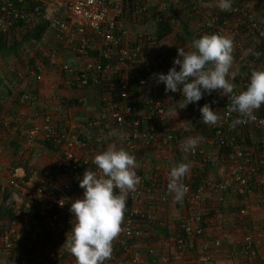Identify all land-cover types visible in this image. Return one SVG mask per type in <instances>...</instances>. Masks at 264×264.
<instances>
[{
	"label": "built area",
	"instance_id": "obj_1",
	"mask_svg": "<svg viewBox=\"0 0 264 264\" xmlns=\"http://www.w3.org/2000/svg\"><path fill=\"white\" fill-rule=\"evenodd\" d=\"M153 1L0 0L1 33H10L20 21L33 25L41 19L47 23L44 39L51 36L53 41V47L43 51L40 59L16 71L15 82L28 78L42 82L44 63L56 69L70 88H99L102 83L116 80L117 97L105 105L89 124L96 131L98 145H104L107 133L121 131L124 135L121 148L131 153L139 147H177L181 141L175 127L168 122V103L159 95L140 93L150 85L148 79L152 70L165 67L167 74L174 58L156 57L158 53L146 51V47L155 42V37L131 41L129 31L121 26L120 17L129 13L131 17H140L151 9ZM182 1L189 2L194 15L203 18L205 35L218 33L231 38L233 49L238 51L245 50L251 36L264 43V25L246 5L232 2L230 10L221 11L213 0L211 11H204L200 8L201 0H175V3ZM167 7L164 1L160 7L161 14L172 18L174 14ZM219 14L229 17L231 25H217ZM66 52L76 59L77 65L65 61ZM91 53L98 56L93 57ZM240 60L248 66L256 65L255 61L249 62L244 57ZM140 61L141 68L137 69ZM138 70L142 74H138ZM19 101L28 104L31 95L23 94ZM202 101L201 107L209 104L221 114L215 125L206 124L215 135L212 143L219 153L198 145L194 152L186 154L198 164L218 168L223 157L231 169L229 178L215 180L208 177L197 182V177L189 172L182 180L187 187L183 200L177 202L174 193L170 194L169 203L186 213L179 219V234L171 243L173 254L171 251L158 253L152 243H143L149 239L148 227L157 221L158 204L154 188H136L129 193L127 206L131 208L124 214L119 243H113L111 258L105 264H148L137 249L138 244L146 245L148 257H157L156 264H173V255L177 257L179 251L192 249L196 242L202 243L205 239L208 214L205 207L212 194H223L229 190L240 195L264 192V187L254 181L264 172V112H255L257 119L254 121L240 118L237 113L225 116V108L230 101L221 102L216 91L203 96ZM41 119L40 124H34L26 131V144L30 148L38 142L52 143L58 149L59 157L43 170H28L24 165L14 168L8 183L0 189V206L9 211L0 220V264H76L75 258L63 245L71 231L73 217L70 204L74 197L82 198L83 195V189L79 187L81 170L92 166L91 160L82 156L89 142L76 132L57 126L49 114L42 113ZM237 119H244V122L233 127ZM15 120L14 116H1L0 127L9 128ZM244 129L260 134V153H249L248 149L237 145L236 133ZM225 148L228 149L222 154ZM225 169L226 165L219 169V173H225ZM161 173L169 177L170 172ZM162 180L165 184L167 182L166 190L169 192V179ZM146 199L152 201L151 210L142 211L138 206H132ZM250 214L251 205L242 204L240 215L243 221L248 219L250 225L241 243V256L249 264H264L257 248L264 232L258 229ZM205 243L198 249L199 264H213L210 250L219 249L221 240L210 239Z\"/></svg>",
	"mask_w": 264,
	"mask_h": 264
},
{
	"label": "crops",
	"instance_id": "obj_2",
	"mask_svg": "<svg viewBox=\"0 0 264 264\" xmlns=\"http://www.w3.org/2000/svg\"><path fill=\"white\" fill-rule=\"evenodd\" d=\"M154 1H156L157 4L160 3V0ZM249 4V2L246 4L248 8L250 6ZM170 5L171 7L174 6V4ZM175 7L182 8L181 4L175 5ZM155 9L158 11L161 10L160 7ZM154 14L158 16L156 11ZM194 21L195 19H193L191 25ZM154 23L155 22L151 21L152 26H149L148 24L147 29V24L145 25L133 20L130 21L127 18L121 19V26L129 31V38L131 41H134L137 36L143 37L144 34H147L149 31L151 32ZM160 44L163 45L164 43L161 42L157 44L154 42L151 46L148 45L147 47L150 48V52L152 54L158 52L161 53L162 49H159V47H161ZM253 50L250 53L248 51L245 58L249 59V57L254 54ZM238 53V50L232 52L234 65L231 68V71L236 72L237 75L238 71L241 70L240 56H242V54H240L238 57ZM234 54H237V56H234ZM64 57L66 62L74 65L78 64L76 59L70 56L67 52ZM49 75L52 79L50 83L47 80L38 83L35 79L28 78L20 83L12 82L11 85L8 86L9 95L5 101L3 113H12L16 120L10 128L0 130V189L8 183L11 171L14 168L24 165L30 169L43 170L58 159V151L50 150L45 147L42 142H38L30 148L26 144V131L34 124L41 123L42 113L51 115L55 124L59 127H65L73 132L81 134L86 133L84 135H86L89 139V147L82 151V156L91 160V170H97L93 163L94 157L97 154L107 150L110 146H114L116 149L121 148V141L124 138L121 131L110 133L106 138L105 144L100 147L93 145L96 138V131L91 129L89 126H86L87 124L89 125V120H94L98 116L102 105H106L108 101H113L117 97L118 92L116 91L115 86L106 85L103 88L101 87V89L95 88V91L93 88H70L64 84L63 76L60 73H57V70L55 72H51ZM72 89L76 91L72 93ZM149 90V87H145L140 93L147 94ZM155 90L160 91L158 86H156ZM92 92H94V95H92ZM95 92L99 94V98H96ZM26 93L31 94L33 98L30 103L22 104L19 99L21 95ZM216 93L219 95L217 91ZM179 100V97H177L175 100L169 101L170 103L168 106L172 107L173 103H177ZM74 101H78L79 105L72 106L71 103ZM37 112H39V114H37ZM256 112H262V107ZM185 113H188V111L186 110ZM183 114L184 113H182L181 116H178L177 119H181ZM198 134L197 136H199ZM198 145L207 146L208 149L210 148L209 151L215 154L219 153L217 149L211 148L213 147V143L208 137ZM133 154L137 157L138 167L136 168V172L140 177V183L136 186V188H154V191L156 192L154 197L158 200V211L156 213L157 221L153 224V226L157 225L156 228L167 231L165 237H162L161 235L155 237L152 232H150V243L157 247L158 253L171 251L173 254L171 243H174V238L179 234V219L185 217L186 213L169 203L172 196L170 194L172 193L167 192L163 185H155V183L161 182L162 179H170V177H164L161 173V170L166 168L165 165H168V170H171V167L182 161L183 163L189 164V172L194 173L195 171L193 170H195V168L202 169L200 166L201 164L186 159L184 157L186 153L182 151L180 145L166 149H161L157 146L151 148L139 147L135 152H133ZM223 166L224 163L220 165V168L217 167L218 169L214 167L210 168L209 172L207 171V174H205L203 179L208 177L215 180H219L220 178H229V165H226L225 173H219V169L223 168ZM85 170L86 169L81 170V176ZM254 181L259 185H264V172L259 174ZM76 199L79 198L77 196L73 198L74 201ZM151 203L152 201L150 199H146L140 203H135L132 206H138L137 208L142 211H149L152 207H150ZM207 203L208 205L205 208L208 211V214H211L208 215L210 218H207L206 220L207 233L205 239L202 243L201 241L196 242V246L192 249L190 248L189 250L182 252L179 251L177 253V257L173 255V264H199L198 249L202 248V246L206 244L205 242L210 239L221 240V247L219 249L210 250L213 264H249V261L241 256V243L245 234L248 232L250 224L247 222L248 219H245L244 221L241 218L237 219V217H239L238 212L242 209V204L246 203L247 205H251V214L249 217H253L255 214L253 218L259 227L258 229L264 232V211L261 212V215H259L258 212L260 209H264V192L252 191L248 195H240L233 190H229L223 194H212ZM220 208L225 215L222 219L218 218L221 215H219V213L222 212L220 211ZM214 212L216 213V219L211 217ZM113 243H119L118 237L113 241ZM257 248L261 258L264 260V236L259 241ZM137 249L148 264H156L157 257H148L146 245L138 244Z\"/></svg>",
	"mask_w": 264,
	"mask_h": 264
},
{
	"label": "clouds",
	"instance_id": "obj_3",
	"mask_svg": "<svg viewBox=\"0 0 264 264\" xmlns=\"http://www.w3.org/2000/svg\"><path fill=\"white\" fill-rule=\"evenodd\" d=\"M164 1L168 10L175 14L174 7L178 5L175 0H160L159 4L151 5V9L161 7ZM202 1L199 3L200 8ZM210 1L212 9L213 0ZM232 2L243 4L233 0H216V7L221 11H228ZM170 4L174 6L171 7ZM156 12L162 13L161 10ZM203 34L200 38H193L191 51L177 48V58H174L167 74H156V81L164 85L165 94L179 92L182 96L179 102L173 103L170 112L177 116L178 110L196 104L203 96L217 91L221 97L230 100L225 108V116L237 113L240 118L256 120L254 113L264 105V70H253L246 89L235 93L236 85L233 81L237 73L231 71V68L232 52L236 50L233 49L232 39L218 33ZM199 110L201 121L205 124L215 125L221 119V114L209 104L203 105ZM243 122L244 119H237L232 126ZM203 139L201 136L189 137L180 143V148L185 153L194 152ZM93 163L97 170H85L79 181V187L83 189L82 198L70 204L73 217L71 231L63 245L75 258L76 264H105L111 258L113 241L122 231L129 193L134 192L140 183L136 172L137 157L124 148L110 146L97 154ZM189 170V164L183 162L171 167L168 191L174 193L177 202L182 201L187 192L182 180ZM148 242L150 243V237L143 243Z\"/></svg>",
	"mask_w": 264,
	"mask_h": 264
},
{
	"label": "trees",
	"instance_id": "obj_4",
	"mask_svg": "<svg viewBox=\"0 0 264 264\" xmlns=\"http://www.w3.org/2000/svg\"><path fill=\"white\" fill-rule=\"evenodd\" d=\"M241 1L243 4H245V3H247V1H253V0H241ZM258 1H264V0H258ZM131 3L132 2H130V4ZM181 3H182L181 4L182 8L185 10V13L187 14V18L189 17L190 21H187V19H186L185 21L181 20L180 23H176L174 18L167 17V16H164L162 14H157L158 16H156V14H154V12L157 11L155 9L157 7H153L152 9H149L148 12L144 13V15H142L140 17H136V18L131 17V14L129 13V14H124L123 17H120V19L127 18L130 21L133 20V21L145 24V25L147 24V27H146L147 29H148V24H149V26H152L151 21L155 22L153 25V28L151 29V32L149 31L147 34H144L143 37L137 36L135 40H139L142 38L145 39L148 36H152V37H155V42L157 44H159V43H161V42H163V41H165L171 37H174L175 43L178 44L177 48H184L186 51V49L188 48V44H190L192 42L193 38H200L201 36H204V35H200V36L196 35L194 33V31L190 30L192 28V26H190L192 20L195 19V20L199 21L200 26L203 29L204 33L206 32V28H204L203 18L200 15H195L196 17L192 15L194 13L191 9L190 3L186 2V1H182ZM28 7H29V9L32 8V6H28ZM229 22H230V19L225 14H219L218 15L217 25L227 26V24H230ZM46 31H47V23L40 19V20L36 21V23H34L33 25H28V24H25L24 21H20L18 24H16L12 28L10 33H1L0 32V117L1 116H13L12 113H10V114L3 113L4 112L3 108H4L6 98L9 95L8 86L11 85L12 82L13 83L15 82V73L17 70H19V69H17V67H18L20 62H21V66L26 67L28 65V63H34V62H36V60L41 58L40 57L41 53H42L41 45L44 44V37H45ZM239 38L241 39L242 37H239ZM250 42L254 45V50H253L254 54L251 55L249 57V59H247V60H249V62L255 61L256 65L255 66H248L247 64H244L245 61L240 62L241 70L238 71V75L236 76L235 80L233 81V83L236 85L234 91L237 94L240 91H243L246 89V87L249 83L251 72L253 70H264V43L257 40L256 38H252V36L248 40L249 44H250ZM146 51H150V48L146 47ZM239 54H241L240 51H239ZM91 55L93 57L98 56L97 53H91ZM159 56L164 57L165 59L170 58V57L177 58V49L176 48H169L167 51L165 50L161 53H158V55H156V57H159ZM140 64H141V61L138 64L137 69L141 68L139 66ZM232 66H233V64H232ZM164 71H165V67L159 68L157 70L156 69L152 70V73H151L152 75L148 79L150 82V85L148 86L150 90L148 92H150V94L159 95L166 102V104L167 103L169 104L170 103L169 101H173L177 97L182 98V96L180 95V93L177 94V93L169 92V93L165 94L164 85L162 83H158L156 81V74H158V73H164L165 74ZM138 74H142L140 72V70H138ZM111 82L113 84H115L116 80H113ZM104 84L105 83H102L100 88L101 87L103 88L104 86H106ZM156 86H158L160 91L155 90ZM169 98H171V100H169ZM220 101L225 102V101H230V100H228L227 97H220ZM111 102L112 101H108L107 104H109ZM202 103H203V101L201 99L199 101V103L190 104L185 109L188 111L190 116H192L193 118L196 119L198 126L200 127V130H202L201 132L204 133V134L199 133V136H201L203 138L208 137L212 140V138L215 136L214 133L205 123H203L201 121L202 117L200 116V110L199 109H200ZM71 105L72 106H78L79 103H78V101H74L73 103H71ZM104 107H105V105H104ZM261 107H262V112H264V105H262ZM102 109H103V107L101 108V110ZM92 121L93 120H89L88 121L89 124ZM86 126L88 127L89 125L87 124ZM1 129H7V128L0 127V130ZM198 132H200V131H198ZM76 134L88 143L89 139L86 137V135H84L86 133L81 134V133L76 132ZM109 134L110 133H107V135L105 136V139H104L105 141H106V138L108 137ZM96 140L97 139L95 138V142L93 143V145L99 146L98 143L96 142ZM180 140H182V138H180ZM236 142H237V145H239L240 147H245L246 149H248L249 153H255V154H256V152L260 153V148L258 146L260 143V134L258 132H251L248 129H244L243 132H240L239 134L236 133ZM42 144L45 145V147L49 148L50 150L58 151V149L52 143L42 142ZM88 146H89V143H88ZM214 149H215V146H214ZM227 149L228 148L223 149L221 151V153L224 154L227 151ZM207 150L209 151V149H207ZM186 159H189V161L192 160L193 162L199 163L198 161H195L192 158H190L189 155L186 157ZM220 161L222 164L224 163V165L228 164V162L223 158ZM91 165H92V163H91ZM200 166L202 169L195 168V170H193L195 172L190 174V175H194L197 177V178L195 177L197 179L196 180L197 182H200L203 179V177H205V174H207V171L209 172L210 168H213L209 165H200ZM27 169L30 170V168H27ZM83 169H86V168L83 167L82 170ZM91 169H92V166H91ZM91 169H86V170H91ZM158 184H161V185H163V187L166 188L167 182L165 184L164 181L162 180L161 182L155 183V185H158ZM156 202H158V200H156ZM207 205H208V203L206 204V206ZM130 208H131V206H127L126 212ZM241 210L242 209H240L239 212L237 210L238 215H239V217H237V219H240V218L242 219V217L240 215ZM220 211H222L221 208H220ZM8 213H9V211L7 209L0 206V220L5 218L8 215ZM209 214H211V213H209ZM209 214H207V218H210V216H208ZM215 214L216 213L214 212V213H212V216H211L214 219H216ZM219 215H220L218 217L219 219H222V217H225L223 211L220 212ZM156 227H157V225L156 226L155 225L150 226L148 229V232H152V234L155 237H158L160 235L162 237L163 236L165 237L167 231L164 229L156 228ZM154 228H155V230H154ZM149 237H151L150 233H149Z\"/></svg>",
	"mask_w": 264,
	"mask_h": 264
},
{
	"label": "rangeland",
	"instance_id": "obj_5",
	"mask_svg": "<svg viewBox=\"0 0 264 264\" xmlns=\"http://www.w3.org/2000/svg\"><path fill=\"white\" fill-rule=\"evenodd\" d=\"M234 2H241L242 3V1L241 0H233ZM247 2H249L250 4V6H249V9L250 10H253L254 11V13L256 12V15L258 16V18H259V20L261 21V23L264 25V1H258V0H253V1H247ZM156 3V1H154L153 3H152V6L154 5ZM155 5H157V4H155ZM205 5H207V6H205ZM174 9H175V14H174V19H175V22L176 23H180V21L181 20H186L187 19V21H190V19H189V17L187 18V14L186 13H184V9H182V8H176V7H174ZM201 9L202 10H204V11H208V10H210L211 9V1L210 0H203L202 1V3H201ZM193 21V20H192ZM190 26H192V30L194 31V33L196 34V35H204L203 33V29L201 28V26H200V23H199V21L198 20H195L194 22H193V24L191 25L190 24ZM229 33V32H228ZM129 36H130V34H129ZM51 36H49L47 39L45 38L44 39V44H42L41 45V48H42V52L43 51H45V50H47V49H51L52 47H53V41L51 42ZM163 45H161L160 44V46L161 47H159V49H162V52L163 51H167L169 48H176L177 49V47H178V44H176L175 43V40H174V37H171V38H169V39H167V40H165V41H163ZM184 46V45H183ZM254 45L250 42V44L248 43V45H247V47L245 48V50L244 51H242V52H240L241 54H242V56L243 57H245L246 56V53L249 51V53L254 49V47H253ZM159 49H158V51H159ZM192 49H191V43L190 44H188V48L186 49V51H191ZM159 53V52H158ZM234 56H237V54H234ZM240 56V54L238 53V57ZM242 56H240V58L242 57ZM41 57V56H40ZM233 65H234V63H233ZM20 67H22L21 66V62L19 63V65H18V67H17V69H19ZM55 72L56 71V69H53V68H51V67H49L48 65H47V63H44V79H43V81L42 82H44L45 80H47L49 83L52 81V79L49 77L50 75V73L51 72ZM58 73V72H57ZM104 85H115V84H113L112 82H105V84ZM100 88V87H99ZM101 89V88H100ZM93 90L95 91V88H93ZM74 91H76V90H74V89H72L71 90V92L73 93ZM96 91H97V89H96ZM108 91V90H107ZM99 93H100V91H99ZM147 93H149V92H147ZM92 95H94V92H92ZM95 95H96V98H99L100 96H99V94L97 93V92H95ZM69 97H70V94H69ZM33 98V97H32ZM67 99H69V98H67ZM173 106V105H172ZM102 107H104L103 105H102ZM185 111H186V109H182V110H178V114H177V116L174 114V113H172V112H170V106H169V115H168V122L173 126V127H175V129H176V132L178 133V135H179V137L180 138H182V140H180L181 142L182 141H184V140H186L187 138H189V137H193V136H197V134L198 133H200V134H202L203 132H201L202 130H200V127L198 126V123H197V121H196V119L195 118H193L192 116H190L188 113H185ZM182 113H184L183 114V116H182V118L181 119H177V117L178 116H181L182 115ZM198 131H200V132H198ZM204 134V133H203ZM199 135V134H198ZM205 139V138H204ZM203 139V140H204ZM180 142V143H181ZM180 143H179V145H180ZM205 148H207V146H204ZM211 148H214V146L213 147H211ZM208 149V148H207ZM210 149V148H209ZM188 156V154H186V155H184V157L186 158ZM182 162V161H181ZM180 162V163H181ZM220 164H222V163H220ZM226 164V163H225ZM166 166V168L165 169H163V170H161V171H163V172H165V170H167L166 172H170V170H168V168L169 167H167L168 165H165ZM214 168H217V167H214ZM218 169V168H217ZM231 170V169H230ZM230 170H228V173L230 172ZM262 187H264V185H262ZM264 211V209L262 208V209H260L258 212H259V215H261V212H263ZM253 215V214H252ZM255 216V214L253 215V217Z\"/></svg>",
	"mask_w": 264,
	"mask_h": 264
}]
</instances>
